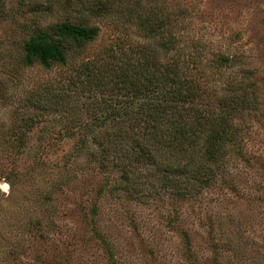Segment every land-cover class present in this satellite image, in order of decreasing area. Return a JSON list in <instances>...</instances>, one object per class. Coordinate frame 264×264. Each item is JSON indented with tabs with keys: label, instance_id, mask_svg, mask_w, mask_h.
Returning a JSON list of instances; mask_svg holds the SVG:
<instances>
[{
	"label": "rangeland",
	"instance_id": "1",
	"mask_svg": "<svg viewBox=\"0 0 264 264\" xmlns=\"http://www.w3.org/2000/svg\"><path fill=\"white\" fill-rule=\"evenodd\" d=\"M30 38L65 62L25 65ZM174 58L210 112L235 105L216 161L207 123L165 146L132 102ZM0 264H264V0H0Z\"/></svg>",
	"mask_w": 264,
	"mask_h": 264
},
{
	"label": "trees",
	"instance_id": "2",
	"mask_svg": "<svg viewBox=\"0 0 264 264\" xmlns=\"http://www.w3.org/2000/svg\"><path fill=\"white\" fill-rule=\"evenodd\" d=\"M59 30L68 37L83 41L93 39L98 32L95 26H83L68 22L62 23ZM164 39L163 47L165 51L169 52L175 46L174 42L177 39L171 35L166 36ZM23 49V63L25 65L36 62L43 67H49L52 63L65 62V46L57 41L30 38L24 43ZM221 59L224 62H229V59L225 56H221ZM184 67L180 59H169L160 80L148 78L145 87H136L137 97L132 102L145 114L143 120L145 128L148 129V124H150L153 127H158L159 130H163L165 126L166 139L162 143L165 146L185 145V148H188L196 131L192 126H200L202 122L207 123L210 130L202 143V152L210 161H216L221 156V150L223 155L228 151L227 143H236V131L232 129L231 124L228 122L229 112L235 109V105L232 103V99L218 98L216 102L219 110H222L225 115H216L212 113L213 111L210 112L211 106L209 101L204 99L205 94L196 92L193 87H190L189 82L184 79ZM243 100L241 98L239 101ZM233 102L236 104L234 99ZM124 154L125 152L122 156ZM152 156L150 148L141 147V152L131 157L134 160L138 159V162L149 163L147 168L154 169L155 164V168L160 171L158 160ZM205 170L202 173L201 170L190 173L200 184H207L212 181L215 169L208 164ZM127 171L132 172L130 169Z\"/></svg>",
	"mask_w": 264,
	"mask_h": 264
}]
</instances>
